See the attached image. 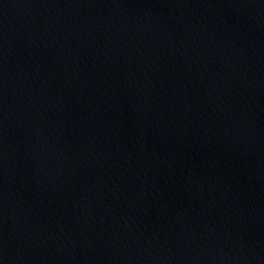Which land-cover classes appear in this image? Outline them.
Wrapping results in <instances>:
<instances>
[{
	"label": "water",
	"instance_id": "obj_1",
	"mask_svg": "<svg viewBox=\"0 0 264 264\" xmlns=\"http://www.w3.org/2000/svg\"><path fill=\"white\" fill-rule=\"evenodd\" d=\"M0 264H264V0H0Z\"/></svg>",
	"mask_w": 264,
	"mask_h": 264
}]
</instances>
